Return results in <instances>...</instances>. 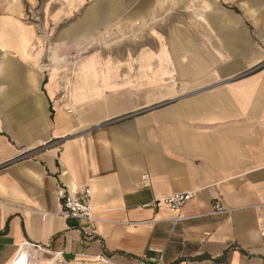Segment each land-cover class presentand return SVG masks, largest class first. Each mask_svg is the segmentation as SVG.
Instances as JSON below:
<instances>
[{"label":"crops","instance_id":"obj_1","mask_svg":"<svg viewBox=\"0 0 264 264\" xmlns=\"http://www.w3.org/2000/svg\"><path fill=\"white\" fill-rule=\"evenodd\" d=\"M25 2L0 5V264H264V0Z\"/></svg>","mask_w":264,"mask_h":264},{"label":"built area","instance_id":"obj_2","mask_svg":"<svg viewBox=\"0 0 264 264\" xmlns=\"http://www.w3.org/2000/svg\"><path fill=\"white\" fill-rule=\"evenodd\" d=\"M52 144V143H51ZM53 144H59L58 141ZM58 198L60 201V215L65 219L75 220L83 223L82 231L88 235L95 234L94 228V217L93 209L90 199V190L85 188L79 194H71L65 189L58 190ZM192 198V193H180L172 197L164 199L162 201H157L154 203V207L165 206L174 211L179 210L187 201ZM213 213H223L225 210L217 199L212 203ZM177 220V219H176ZM150 252H155L154 249H149ZM103 261V259H101ZM147 263H162V257H148L146 259ZM60 264V262H59Z\"/></svg>","mask_w":264,"mask_h":264},{"label":"rangeland","instance_id":"obj_3","mask_svg":"<svg viewBox=\"0 0 264 264\" xmlns=\"http://www.w3.org/2000/svg\"><path fill=\"white\" fill-rule=\"evenodd\" d=\"M15 2H20L21 0H14ZM4 2H6V0H2L0 1V5H2ZM37 7H30L26 4V2L24 3L23 6V19L25 21H30V22H34V21H39L42 17L41 15H43V13L40 11L41 10V6L43 3L46 2V0H37ZM4 12L0 9V14ZM48 30V29H47ZM47 30H45V34H47ZM119 41H122V32L121 30H116L115 31V35H114V42L110 43L109 46L112 47H117V46H121L120 43H118ZM102 45H98V47H100ZM107 46V44L103 45V47ZM120 57L121 59V55L118 54L117 57ZM41 259H39L38 257H35L34 255H32V257L29 255V263L26 264H47L48 262L44 261L45 263H37L39 262ZM45 260V259H43ZM50 261H54L53 264H58L60 262V264H66L62 261H60L57 258L52 257ZM104 262H102L101 259H94V260H77L74 263L71 264H126V263H109L106 260H103ZM42 262V261H41ZM69 264V263H68ZM133 264H153V263H133Z\"/></svg>","mask_w":264,"mask_h":264},{"label":"water","instance_id":"obj_4","mask_svg":"<svg viewBox=\"0 0 264 264\" xmlns=\"http://www.w3.org/2000/svg\"><path fill=\"white\" fill-rule=\"evenodd\" d=\"M46 51H47V50H46ZM46 55H47V52L44 53V57H46Z\"/></svg>","mask_w":264,"mask_h":264},{"label":"bare ground","instance_id":"obj_5","mask_svg":"<svg viewBox=\"0 0 264 264\" xmlns=\"http://www.w3.org/2000/svg\"><path fill=\"white\" fill-rule=\"evenodd\" d=\"M102 262H104V261H102ZM105 263V262H104ZM59 264V263H58Z\"/></svg>","mask_w":264,"mask_h":264}]
</instances>
